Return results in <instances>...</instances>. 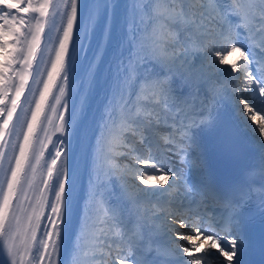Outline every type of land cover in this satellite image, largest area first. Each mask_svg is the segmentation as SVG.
I'll return each instance as SVG.
<instances>
[{"label":"snow or ice","instance_id":"snow-or-ice-1","mask_svg":"<svg viewBox=\"0 0 264 264\" xmlns=\"http://www.w3.org/2000/svg\"><path fill=\"white\" fill-rule=\"evenodd\" d=\"M223 101L264 153V0H0V264H247L264 164L187 181Z\"/></svg>","mask_w":264,"mask_h":264}]
</instances>
